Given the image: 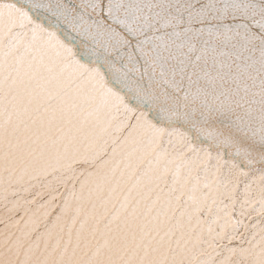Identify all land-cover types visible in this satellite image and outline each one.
Segmentation results:
<instances>
[{"label":"snow or ice","instance_id":"obj_1","mask_svg":"<svg viewBox=\"0 0 264 264\" xmlns=\"http://www.w3.org/2000/svg\"><path fill=\"white\" fill-rule=\"evenodd\" d=\"M0 264H264V0H0Z\"/></svg>","mask_w":264,"mask_h":264}]
</instances>
